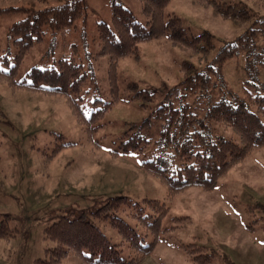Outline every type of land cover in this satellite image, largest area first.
I'll list each match as a JSON object with an SVG mask.
<instances>
[{"label":"rangeland","instance_id":"rangeland-1","mask_svg":"<svg viewBox=\"0 0 264 264\" xmlns=\"http://www.w3.org/2000/svg\"><path fill=\"white\" fill-rule=\"evenodd\" d=\"M65 1L0 0V8L43 9ZM120 1L139 21L147 23L139 0ZM231 1L248 5L253 15L246 24L213 15L210 6L196 0H171L165 10L166 18L171 13L181 17L190 37L204 31L212 34L214 47L208 61L227 43L243 44L251 30H255L250 46L240 47L224 62L220 72L212 74L210 88L187 95L192 111L200 117L207 105L222 98L240 100L247 94L264 93V0ZM87 4V14L74 24L55 32L45 26L43 39L35 42L25 55L16 78L27 77L34 66H57L63 57L73 58L87 73L79 96L90 114L95 97L111 99L109 59L98 55L101 42L97 24L111 22L112 0H87ZM25 16L22 11L0 15L1 68L8 70L15 62L17 48L10 27ZM5 54L10 58L8 64L4 63ZM186 59L194 61L199 70L207 64V60L198 61L189 50L159 38L141 44L139 59L128 57L120 61V98L96 122L102 124L95 132V138L101 141L99 148L88 139L62 94L12 88L0 79V213L10 216L15 234L9 239L0 238V264H37V259H46V249L56 243L46 237L45 229L62 214L77 217L84 213L113 243H121L123 238L117 228L108 219L93 214L110 198L121 195L139 202L145 198L159 199L168 207L160 225L165 239L157 242L139 264H194L181 245L193 242L213 253L211 264H264V146L231 168L213 190L191 186L171 198L166 185L141 167L147 159L175 151L173 146L158 148L165 119L157 117L156 111L170 100L165 86H179L178 91L183 88L181 66ZM131 81L152 90L153 101L144 106L139 98L130 99ZM173 101L178 105L176 98ZM150 116V125H144ZM210 127L214 137L238 138L222 122L211 121ZM127 133L143 135L148 140L143 141L144 149L114 156L112 151L120 150L121 142L128 138L122 136ZM117 214L144 233L129 208ZM179 216L191 219L172 229L174 217ZM152 239L149 234L143 243L146 245ZM120 248L126 259L135 254L127 244ZM61 264L84 263L71 252Z\"/></svg>","mask_w":264,"mask_h":264},{"label":"trees","instance_id":"trees-1","mask_svg":"<svg viewBox=\"0 0 264 264\" xmlns=\"http://www.w3.org/2000/svg\"><path fill=\"white\" fill-rule=\"evenodd\" d=\"M143 13L148 17L146 24L139 21L135 14L120 0H112L111 22L100 21L97 24L101 48L98 55H106L109 59L108 78L111 99L103 100L95 97L91 100L92 110L88 114L81 103L82 85L87 73L83 65L73 58L63 57L58 65L48 67L34 66L28 76L18 80L17 70L25 55L35 42L43 39L45 26L54 32L72 25L77 19L87 14V0H66L62 4L51 5L43 9L31 7L9 6L0 8V15L7 12L22 11L26 16L10 27V35L17 48L15 62L6 70L0 67V79L6 81L12 88H25L47 94H62L77 122L83 126L85 133L95 148L101 147V141L95 138V132L102 124H97L106 112L120 98L118 85L119 64L124 58L141 57V44L155 39H166L171 45L183 50H189L191 55L202 62L207 60L204 69L199 70L197 64L186 59L181 70L184 79L179 86L169 88V101L163 102L156 111V116L165 119V126L158 141V148L173 146L175 151L163 152L152 159L141 163V167L151 175L161 180L167 187L168 197L186 190L191 186H199L205 190H213L219 179L225 176L231 168L244 160L256 149L264 146V93L247 94L244 99L231 100L222 98L206 106L205 114L192 111L187 95L211 86L213 73L222 69L224 62L235 55L239 48H248L252 41L249 33L244 43H227L212 60L208 55L214 47L212 34L204 31L190 37L183 26L182 19L176 13L165 17V10L171 0H139ZM210 6L213 15L232 19L236 23L246 24L253 15L247 4L227 0H196ZM242 39V37L240 38ZM204 42V44H201ZM241 48V49H242ZM4 56V63H9V56ZM249 83V81H247ZM130 99L139 98L144 106L154 99V92L140 88L137 81L128 83ZM172 95L177 99L176 105ZM152 117H148L144 125L149 126ZM222 122L231 127L238 138L214 137L210 122ZM193 128L191 131L190 129ZM121 142L120 150L112 151L114 156L126 154L132 150H143V141H148L140 133H127ZM130 209V215L145 231L140 233L136 228L118 216V211ZM168 207L159 199L145 198L141 202L121 195L110 198L103 206L93 210L98 218L108 219L117 228L123 240L113 243L107 235L94 223L85 218L84 213L77 217L62 214L54 223L45 229L46 237L56 245L46 249V259L39 258L37 264H61L69 253L78 254L84 264H139L145 256L153 251L157 242L165 239L161 221ZM189 216L174 217L172 229L185 225ZM167 230V229H165ZM151 234L150 243L143 241ZM15 236L10 227V216L0 213V238L9 239ZM127 244L134 249L135 254L126 259L122 257L121 245ZM192 257L194 264H211L213 253L206 246L196 242L181 244Z\"/></svg>","mask_w":264,"mask_h":264}]
</instances>
